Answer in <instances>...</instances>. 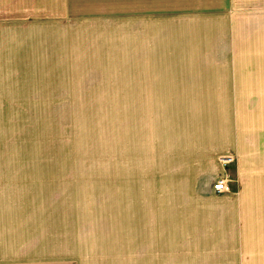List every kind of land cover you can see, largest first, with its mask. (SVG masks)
Segmentation results:
<instances>
[{"label": "crops", "instance_id": "obj_1", "mask_svg": "<svg viewBox=\"0 0 264 264\" xmlns=\"http://www.w3.org/2000/svg\"><path fill=\"white\" fill-rule=\"evenodd\" d=\"M31 1L0 0V87L1 75H12L4 87L21 92L19 104L31 100V73H46L48 66L47 40L37 42L47 24L16 19L44 16ZM126 1L120 25H134L138 104L155 106L153 117L159 113L161 120L166 105L176 109L170 114L174 146L182 139L179 130L202 132L210 144L174 149V159L161 162L156 174L136 177L147 202L143 208L151 207L152 214L142 217L135 242L80 240L77 228L75 242L55 241L49 217L56 215L42 211L44 205L27 208L33 199L17 192L10 172L15 163L0 161V264H264V0ZM55 34L57 41L68 39ZM217 96L223 111L211 118L175 107L212 105ZM14 98L0 93V105ZM215 118L220 130L204 129ZM227 154L236 157L239 191L219 193L214 187L224 170L218 158ZM157 174L179 189L186 185L182 228L189 238L178 247L160 240Z\"/></svg>", "mask_w": 264, "mask_h": 264}, {"label": "rangeland", "instance_id": "obj_2", "mask_svg": "<svg viewBox=\"0 0 264 264\" xmlns=\"http://www.w3.org/2000/svg\"><path fill=\"white\" fill-rule=\"evenodd\" d=\"M34 2L44 16L16 19L28 25L39 21L47 24V33L37 41L47 40V72L31 73L32 95L25 104H19L24 97L18 89L4 87L13 76L1 75V96L15 98L11 104L0 105V161L15 163L16 168L10 172L16 179L17 192L28 193L33 199L27 202V208L38 210L44 205L42 211L56 215L49 217L55 241L61 238L68 244L75 242L78 231L80 240L135 242L142 217L145 221L152 214L151 207L143 208L147 202L136 177L156 174L161 162L174 159V149L210 143L203 140L202 132L179 130L182 139H176L174 146L170 114L176 109L172 111L166 105L161 120L158 112L153 117L155 106L138 104L134 25H120V16L126 13L130 1ZM77 27L79 34L72 35ZM56 32L68 39L57 41ZM120 34L121 39L115 38ZM220 102L217 96L212 105L204 101L202 106L175 107L211 118L212 113L223 111ZM223 115L217 119L224 120ZM215 120L207 127L202 122L204 129L219 131L220 122ZM181 123L185 125L184 117ZM235 165L236 157L223 169V176L230 178L229 192L239 191ZM156 177L160 189L156 211L160 240L178 247L179 242L189 238L187 228H182L184 211L189 209L182 201L186 185L182 183L179 189L171 178L160 174Z\"/></svg>", "mask_w": 264, "mask_h": 264}, {"label": "built area", "instance_id": "obj_3", "mask_svg": "<svg viewBox=\"0 0 264 264\" xmlns=\"http://www.w3.org/2000/svg\"><path fill=\"white\" fill-rule=\"evenodd\" d=\"M220 164L222 165L223 169L228 168V166H230L232 163L235 162V156L233 155H224L220 157ZM227 174V173H226ZM225 174V175H226ZM229 175L227 176H223L220 180H218L217 184L215 185V190L219 193L222 192H228L229 191Z\"/></svg>", "mask_w": 264, "mask_h": 264}]
</instances>
